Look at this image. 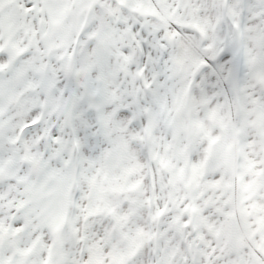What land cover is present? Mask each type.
Wrapping results in <instances>:
<instances>
[{"label": "snow or ice", "instance_id": "obj_1", "mask_svg": "<svg viewBox=\"0 0 264 264\" xmlns=\"http://www.w3.org/2000/svg\"><path fill=\"white\" fill-rule=\"evenodd\" d=\"M0 264H264V0H0Z\"/></svg>", "mask_w": 264, "mask_h": 264}]
</instances>
